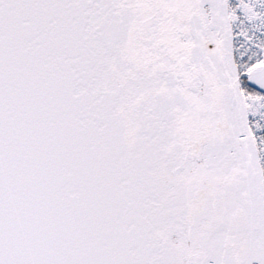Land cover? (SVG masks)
<instances>
[{"label": "snow or ice", "instance_id": "obj_1", "mask_svg": "<svg viewBox=\"0 0 264 264\" xmlns=\"http://www.w3.org/2000/svg\"><path fill=\"white\" fill-rule=\"evenodd\" d=\"M0 264H264V0H0Z\"/></svg>", "mask_w": 264, "mask_h": 264}]
</instances>
